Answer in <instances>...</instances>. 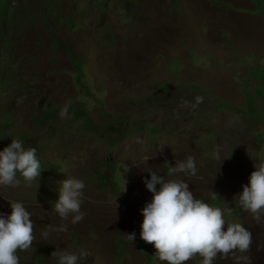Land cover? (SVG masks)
<instances>
[{"label": "rangeland", "instance_id": "obj_1", "mask_svg": "<svg viewBox=\"0 0 264 264\" xmlns=\"http://www.w3.org/2000/svg\"><path fill=\"white\" fill-rule=\"evenodd\" d=\"M197 95L195 111L180 107ZM11 139L43 168L37 183L0 187V214L8 201L32 214L36 241L20 264H58L61 250L86 254L79 264H164L139 235L146 170L185 180L249 229L247 255L264 264V220L235 198L264 159V0H0V151ZM189 155L197 176L170 175ZM68 177L85 182L75 225L53 205Z\"/></svg>", "mask_w": 264, "mask_h": 264}, {"label": "clouds", "instance_id": "obj_2", "mask_svg": "<svg viewBox=\"0 0 264 264\" xmlns=\"http://www.w3.org/2000/svg\"><path fill=\"white\" fill-rule=\"evenodd\" d=\"M202 102L203 97L197 95L194 102L182 99L180 107L195 111ZM59 114L61 118L68 116V104L61 107ZM212 155L219 164L222 158L228 157H222L219 148ZM149 158L146 156L145 161ZM254 166L248 184L242 186V191L235 198L239 207L260 223L264 220V159ZM42 170L36 149L26 148L20 139H11L10 144L0 151V187H17L21 179L29 185L33 181L37 183ZM146 171L150 178L143 182L152 193V199L141 209L143 219L139 235L143 241L154 246L159 261L164 264H187L199 257L200 264H214L218 257H231L235 264H251V257L247 255L253 242L249 229L241 223L228 222L220 207L197 198L185 180H166L155 170ZM178 173L196 177L195 158L189 155L185 160H176L169 174ZM124 184L121 191L126 190ZM84 189L85 182L79 178L68 177L60 181L58 199L53 205L62 221L75 225L83 220L86 215L81 210ZM8 202L10 214H0V264H20L18 252L31 250L36 241L35 226L32 214L23 203ZM67 230V223L49 225L40 235L47 241L52 233ZM128 236L130 240L135 238L134 234ZM52 254L58 257V264H79L86 255L64 250L53 251Z\"/></svg>", "mask_w": 264, "mask_h": 264}]
</instances>
